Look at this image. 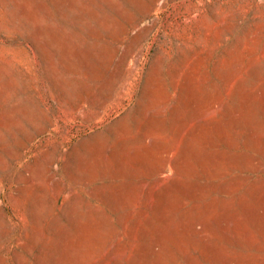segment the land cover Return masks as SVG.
Listing matches in <instances>:
<instances>
[{
    "label": "rangeland",
    "instance_id": "374dc122",
    "mask_svg": "<svg viewBox=\"0 0 264 264\" xmlns=\"http://www.w3.org/2000/svg\"><path fill=\"white\" fill-rule=\"evenodd\" d=\"M0 264H264V0H0Z\"/></svg>",
    "mask_w": 264,
    "mask_h": 264
},
{
    "label": "bare ground",
    "instance_id": "6f19581e",
    "mask_svg": "<svg viewBox=\"0 0 264 264\" xmlns=\"http://www.w3.org/2000/svg\"><path fill=\"white\" fill-rule=\"evenodd\" d=\"M171 155V154H170ZM170 158V157H169ZM147 196V195H146ZM147 200V199H146ZM199 224V223H198Z\"/></svg>",
    "mask_w": 264,
    "mask_h": 264
}]
</instances>
